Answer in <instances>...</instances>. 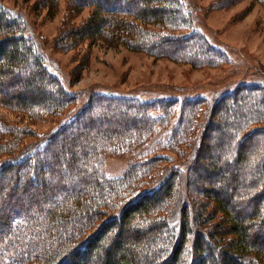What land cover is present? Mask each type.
<instances>
[{"label":"trees","instance_id":"1","mask_svg":"<svg viewBox=\"0 0 264 264\" xmlns=\"http://www.w3.org/2000/svg\"><path fill=\"white\" fill-rule=\"evenodd\" d=\"M70 1L74 13L83 6L91 9L87 20L67 33L72 46L111 36L131 46L132 42L148 45L155 55H171L163 48L176 44L177 57L197 65L229 61L227 46L196 29L199 11L191 4L195 0H129L130 8L122 7L126 0ZM59 2L38 0L36 4L55 16ZM22 15L0 0V87L9 86L18 73L36 65L18 94L3 101L4 105L32 116L35 111L65 110L67 114L50 133L0 157V183L12 177L10 188L25 192L32 181L38 186V180L39 195L47 205L42 211L36 200L5 201L12 206L4 213L3 207L0 210V264H264V150L253 163L252 151L244 145L249 140L255 145L263 141L264 146V100L257 98L264 96V87L241 83L220 98L190 97L184 102L165 95L141 101L115 90L96 92L87 102V90L73 91L55 75L43 41ZM46 83L53 90L47 103L37 106L27 93L42 94ZM228 98L231 104L241 105H230ZM202 107L203 120L184 161L173 163L167 174L129 197V185L138 176L148 177L166 162L151 147L150 152L146 149L157 127H167L173 119V131L178 134L170 142L183 139ZM219 107L225 116L215 121L214 111ZM112 112L121 115V127L90 138L93 126L86 128V123L110 119ZM129 122L141 128L130 130ZM223 124L234 126L235 133L226 132L217 147L229 149L231 157L214 161L209 156L214 147L204 141L212 125L220 128ZM16 132L23 133V129ZM116 146L137 147L145 159L132 164L127 175L109 179L103 171L105 153ZM246 167L249 175L244 184L237 174ZM54 169L62 175L52 178L55 175L49 172ZM78 173L89 179L81 184L82 189L55 201L67 189L65 182ZM189 176L193 177L189 194L196 208L185 204L174 225L170 221L180 177ZM211 177L218 180H205ZM238 192L243 194L241 200ZM27 207L35 209L33 215L24 212Z\"/></svg>","mask_w":264,"mask_h":264},{"label":"rangeland","instance_id":"2","mask_svg":"<svg viewBox=\"0 0 264 264\" xmlns=\"http://www.w3.org/2000/svg\"><path fill=\"white\" fill-rule=\"evenodd\" d=\"M1 1L8 7L22 11L26 23L33 26L36 35L43 41L55 75L63 80L66 85H71L73 91L87 90L89 96L85 97L87 102L88 99L90 100V96L96 95V92L112 93L115 90L119 91L120 94L141 101H152L165 95L167 98H177L184 102L185 99L190 97L217 99L241 83H256L264 87V4L259 0H195L194 4L191 3L199 11L196 14L198 17L195 19L196 29L205 33L208 38L213 36L216 41L224 44L228 49L226 51L229 59L228 63L209 66L197 65L194 62L177 57L179 56L177 55L179 49H175L176 44L164 46V50L171 52V55L166 54L165 56L164 53L155 55L148 45H137L132 42L133 45L131 46L111 36L72 46L66 35L71 28L80 26L87 20L91 13L90 8L83 6L81 12L74 13L73 6L71 7L73 3L70 4V0H60L56 15L53 16V14H48L47 9H43L36 4L38 0ZM122 7L130 8L129 0H126ZM135 7L139 10V6ZM151 29L154 30V28ZM200 57L203 58L204 55ZM35 69V64L30 65L29 70L24 74L18 73L17 79L9 82V86L0 87V145H2V147L0 146V157L7 150L13 149L17 152V149L50 133L67 114L65 110L55 114L35 111V115L32 116L29 112L25 111L24 113L13 106L4 105L3 101L18 94V90L24 84L23 82L28 80ZM52 90L53 86L46 83L42 94L28 92L27 97L37 106L46 104V99L50 96ZM257 98H263L262 100H264V96ZM226 101L230 105H241L239 103L231 104L232 100L230 98ZM252 103L248 105H255ZM94 105L95 108L98 106V104ZM187 105L184 108H187ZM200 109L202 111L196 112L192 120V126L186 130L183 139H177L178 141L174 139L170 142L174 135L177 138L178 134V132L175 134L173 131V119L170 121L169 126L157 127L154 131L155 135L149 138L148 145L145 143L142 147L146 145V149L151 147L152 151H157L158 154L165 157L166 162L154 168L152 175L148 177L138 176V181L129 185L131 188L129 197L137 191L151 186L155 180L167 174V170L172 168L173 163L184 161L185 154L191 149L192 142L198 134L203 120V107ZM239 110H242V108L239 107ZM214 112L215 121L219 120V117L225 116L221 107ZM95 114L96 117H99L97 113ZM120 116L112 112L110 119L101 120L96 118L93 121L95 124L86 123V128L93 126V133H91L93 135L90 134V138L103 130L120 128L121 123L118 119ZM223 126L225 125L223 124L218 128L212 125L204 141L206 144L213 145L214 152L212 151L209 156L213 157L214 161L217 157L224 159L231 157L229 149L219 150L217 147L226 132L230 136L235 133L234 126ZM138 128H141L139 123L128 125L130 130ZM18 129H23V133L16 132V137L20 138L19 142L15 138L16 133L13 134ZM261 142L263 141L256 145L250 143L249 140L244 142L245 147L249 146L248 148L252 151L251 161L264 150ZM116 147V149L114 148L105 153L103 171H105V177L109 179L127 175L132 164H136L141 158L145 159L141 155L143 152L139 153L137 147L131 150L126 147L123 148V146ZM150 149L148 152L151 151ZM55 162L54 159L51 161L52 164ZM247 168L237 174L239 182L244 184L249 175ZM50 173L55 175L52 178L62 175L55 169ZM87 177L78 173L74 180L66 181L67 189L61 190L55 201L60 202L59 198L61 196L64 198L74 192H79L82 189L81 184L89 180ZM192 178V176L188 178L180 177L176 194L177 201H175V207L172 210L173 216H171L170 221L174 225L181 219V211L184 209L185 204L190 205L193 210L196 208V206H193L195 203H193L189 194L191 189L189 182ZM205 180L215 183L218 179L211 177ZM12 181V177L7 176L0 183V187H2L0 210L3 207V213L12 206L10 203V206H6L5 201L13 202L14 200L19 203H31L36 200L42 211H45L47 205L39 195L41 187H39L40 182L38 180H36L39 183L38 186L34 185L32 181L25 192L11 189ZM193 189L195 188H192V191ZM242 195L238 192L236 194L237 199L241 200ZM195 198L199 201L202 199L199 196H195ZM33 210L35 209L27 207L24 212L27 213L28 211V214L33 215Z\"/></svg>","mask_w":264,"mask_h":264}]
</instances>
